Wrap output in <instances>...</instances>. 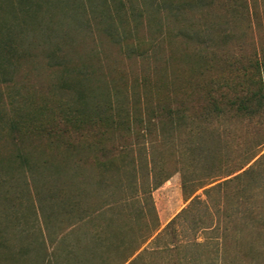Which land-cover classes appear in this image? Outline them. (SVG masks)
<instances>
[{
	"label": "rangeland",
	"instance_id": "obj_1",
	"mask_svg": "<svg viewBox=\"0 0 264 264\" xmlns=\"http://www.w3.org/2000/svg\"><path fill=\"white\" fill-rule=\"evenodd\" d=\"M161 1L0 0V264H118L154 222L169 228L126 264L139 254L136 264H264V116L171 140L130 136L104 154L95 137L37 131L61 128L59 112L79 102L125 107L132 121L156 93L193 91L201 107L207 89L232 91L264 58V0H173L191 5L178 20Z\"/></svg>",
	"mask_w": 264,
	"mask_h": 264
},
{
	"label": "trees",
	"instance_id": "obj_2",
	"mask_svg": "<svg viewBox=\"0 0 264 264\" xmlns=\"http://www.w3.org/2000/svg\"><path fill=\"white\" fill-rule=\"evenodd\" d=\"M194 2V5L199 7H205L212 2L211 0H190V4ZM188 2L180 3L173 0H162L158 4L157 11L166 10L172 18L178 20V15L181 16L185 13L191 5ZM190 5V6H189ZM189 6L187 9L186 7ZM121 16V15H119ZM8 33V32H7ZM104 33L114 41H120L118 35H116L111 26H107L104 29ZM10 34V33H8ZM185 40H200L201 35L199 32L193 31L191 33H180ZM206 36V35H205ZM118 43V42H117ZM7 47H11L8 44ZM3 52V51H1ZM0 52V53H1ZM244 81L239 87H233L230 89H221L220 91H214L207 89L205 96V103L201 107L195 106L194 92L178 93L177 91L167 92L166 101H163L159 93L154 94L156 99L149 98L146 105V109L139 110V115L133 114V121L130 117L122 116L124 111L122 106L114 108L112 106H104L101 109L86 111L82 108L85 103L79 102V106L74 107L71 110H61L58 116H62L63 125L56 130H49L45 127H39L37 129L40 135H47L48 137L66 136L69 139H76V141H82L88 136L98 139V144L102 145L98 148L99 152L104 154L105 152H112L116 150V142L127 141L130 136H151L163 140L176 139L178 136L182 137L183 134L194 135L197 131L198 135L204 130H209L215 127H221V123L230 120L233 121H259L264 116V58L256 59L253 62H249L248 65L243 67ZM61 89H68L66 86H61ZM69 89H82L72 85ZM231 91V92H230ZM230 92V93H229ZM151 99V100H150ZM86 106V105H85ZM125 112H128L125 108ZM143 112L145 116L142 117ZM129 113V112H128ZM133 122L135 124H133ZM105 141V142H104ZM66 146L69 149L76 150L77 146L74 142L67 141ZM255 157H252V159ZM259 160L255 162L258 163ZM175 163L173 157L166 158V165ZM244 167L237 169L230 174L232 176L238 172H241ZM254 173V172H253ZM252 174L250 171H244L241 174L229 179L226 183L232 184L238 180H241L244 176ZM155 213V209L152 208ZM259 206H250L248 212L252 215L258 212ZM178 215L174 220H176ZM253 216V215H252ZM232 224L236 223V219L232 216ZM170 224H173L175 221ZM255 220V219H248ZM248 223V222H246ZM233 226V225H232ZM235 227V225H234ZM233 227V228H234ZM169 227L166 229L168 230ZM146 235L142 238L139 245V239L133 241L131 245L136 243V247L132 249L130 254L122 258L118 264H126L131 257L141 248L143 244L150 241L155 242L163 236V232L166 229L159 231V225L153 223L146 227ZM228 229H225L227 232ZM102 244L108 240L101 235L95 236ZM219 238V237H218ZM224 238V237H223ZM219 240V239H217ZM233 242L238 247L241 245L240 238L237 235H233ZM219 245V243H217ZM128 242L124 239H118L117 248L123 249ZM231 245V243H230ZM227 244L225 243V245ZM167 248L170 245H166ZM172 248H177L173 246ZM124 251V250H122ZM144 253L149 251L144 250ZM139 254L137 258L131 260L129 264H136L142 256Z\"/></svg>",
	"mask_w": 264,
	"mask_h": 264
}]
</instances>
